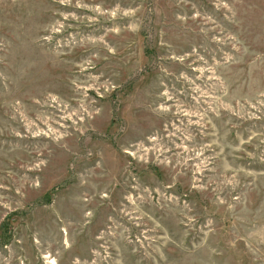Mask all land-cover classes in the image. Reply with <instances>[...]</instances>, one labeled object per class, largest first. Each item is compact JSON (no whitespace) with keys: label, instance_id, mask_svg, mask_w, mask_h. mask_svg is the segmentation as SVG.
Masks as SVG:
<instances>
[{"label":"rangeland","instance_id":"374dc122","mask_svg":"<svg viewBox=\"0 0 264 264\" xmlns=\"http://www.w3.org/2000/svg\"><path fill=\"white\" fill-rule=\"evenodd\" d=\"M0 264H264V0H0Z\"/></svg>","mask_w":264,"mask_h":264}]
</instances>
